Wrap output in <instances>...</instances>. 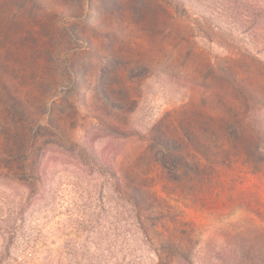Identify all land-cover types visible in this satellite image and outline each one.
Returning a JSON list of instances; mask_svg holds the SVG:
<instances>
[{
  "label": "rangeland",
  "instance_id": "rangeland-1",
  "mask_svg": "<svg viewBox=\"0 0 264 264\" xmlns=\"http://www.w3.org/2000/svg\"><path fill=\"white\" fill-rule=\"evenodd\" d=\"M261 160L264 0H0V264H264Z\"/></svg>",
  "mask_w": 264,
  "mask_h": 264
},
{
  "label": "trees",
  "instance_id": "trees-1",
  "mask_svg": "<svg viewBox=\"0 0 264 264\" xmlns=\"http://www.w3.org/2000/svg\"><path fill=\"white\" fill-rule=\"evenodd\" d=\"M252 149H253L254 153H256L257 155H262V153L260 152L258 146H253ZM261 161L262 162H260V163H263L264 164V161L263 160H261Z\"/></svg>",
  "mask_w": 264,
  "mask_h": 264
}]
</instances>
